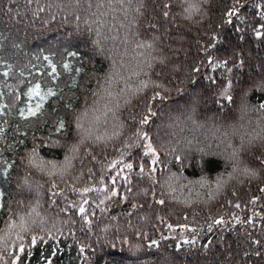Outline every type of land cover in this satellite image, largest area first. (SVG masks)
<instances>
[{
	"label": "trees",
	"instance_id": "1",
	"mask_svg": "<svg viewBox=\"0 0 264 264\" xmlns=\"http://www.w3.org/2000/svg\"><path fill=\"white\" fill-rule=\"evenodd\" d=\"M261 105L264 0H0V264H264Z\"/></svg>",
	"mask_w": 264,
	"mask_h": 264
},
{
	"label": "rangeland",
	"instance_id": "2",
	"mask_svg": "<svg viewBox=\"0 0 264 264\" xmlns=\"http://www.w3.org/2000/svg\"><path fill=\"white\" fill-rule=\"evenodd\" d=\"M101 79V78H100ZM105 88H106V86L104 85V87H103V91L105 90ZM92 105V104H91ZM91 105H89L88 106V108L86 109L87 111L90 109V110H92L94 107H92ZM85 110V111H86ZM84 111V112H85ZM83 119V122H79V120L80 119ZM76 122L79 124V126H78V128L77 129H75L74 130V133L77 135V134H80V133H82V131L83 132H86L87 131V128L85 127V126H87V124H85L84 123V115L81 113L80 114V116H78L77 118H76ZM147 145V144H146ZM71 149L69 148L68 150H66L67 152H69ZM151 157H153V154H151ZM48 166H51V165H48ZM37 184V183H36ZM36 184H34L33 182H31V184H30V192H32L33 193V195L35 194V195H37V196H35L36 198H33L32 199V202L35 204L37 201H38V197L40 196V192H39V189H38V187L36 186ZM42 194V193H41ZM30 206V205H29ZM34 208H35V206H33ZM31 213L32 212H30L29 211V213L25 216V215H22L21 214V216L22 217H20V218H23V219H25V220H28V218H29V216L31 215ZM11 216L10 217H12V214H10ZM16 219H17V217H16ZM16 226L17 225H12L11 226V228H10V231H17V229H16ZM7 240V239H6ZM8 247V246H7ZM7 249H10V250H13L12 249V247L11 248H7ZM7 249H5V250H7Z\"/></svg>",
	"mask_w": 264,
	"mask_h": 264
},
{
	"label": "snow or ice",
	"instance_id": "3",
	"mask_svg": "<svg viewBox=\"0 0 264 264\" xmlns=\"http://www.w3.org/2000/svg\"><path fill=\"white\" fill-rule=\"evenodd\" d=\"M233 14H234V12L229 13V15H233ZM50 94H51V93H50ZM261 107L264 108V105H261ZM33 114H34V113H33ZM147 122H148V117H145L143 123L146 124ZM146 147H147V152L145 153V155H147L148 152H151L153 155H155V151H154V149L152 148L151 144L146 145ZM153 163H156V161L153 160ZM127 167H128V168H131L132 166H131V165H127ZM141 171H143V169H141ZM158 203L163 204L164 201H163V200H160V201H158ZM153 243H155V242H153ZM21 250H22V249H21Z\"/></svg>",
	"mask_w": 264,
	"mask_h": 264
}]
</instances>
